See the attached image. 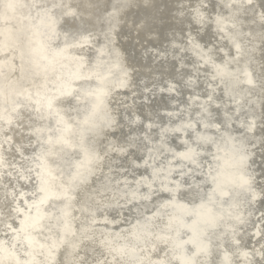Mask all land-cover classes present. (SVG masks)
<instances>
[{
    "label": "snow or ice",
    "instance_id": "snow-or-ice-1",
    "mask_svg": "<svg viewBox=\"0 0 264 264\" xmlns=\"http://www.w3.org/2000/svg\"><path fill=\"white\" fill-rule=\"evenodd\" d=\"M133 9L151 36L155 0H0V264H264V0H169L152 54L187 98L146 124L113 108Z\"/></svg>",
    "mask_w": 264,
    "mask_h": 264
},
{
    "label": "bare ground",
    "instance_id": "bare-ground-1",
    "mask_svg": "<svg viewBox=\"0 0 264 264\" xmlns=\"http://www.w3.org/2000/svg\"><path fill=\"white\" fill-rule=\"evenodd\" d=\"M77 0H73V3H76ZM104 0H100V3L103 4ZM161 19L157 21L154 31L149 36L146 32H138L134 27V22H139L141 18L144 17L145 13L142 10L133 9L125 21L121 23L118 28V36L116 37V46L122 53L125 63L131 66L132 71V85L131 90L129 89H119V95L116 96V101L120 102L119 104L114 103L113 108L119 107V119L122 123H126L124 120L125 116L131 117L135 120L137 116L147 123L146 117L154 113L159 112L161 115L166 111L165 106H171L173 102H178L181 99L187 98V92H184L183 97L176 95L175 101H170L168 99L169 93L160 92L161 81H166L170 78L169 73H171V58L169 57L166 61L162 56L155 57L152 52L156 48L165 47L167 41L165 37L169 32V25L172 23L170 20V15L167 11L169 6V0H155ZM81 24L79 21L68 20L65 25L64 30H75L80 27ZM146 49L148 50L146 52ZM259 55V53H257ZM147 85L149 89H152L155 85L154 93L150 92L144 93V86ZM127 109V111H126ZM135 127V125H134ZM129 131L128 127L116 130L111 132L109 139L120 138L121 134H127ZM9 135L14 136V140L19 142L22 139V133L19 130L10 132ZM27 131L23 132V143L27 145ZM8 145H5L7 150ZM139 156V153H136V156L132 157L135 159ZM5 157L10 163H16L19 166L20 157L15 153L14 148L12 152L5 151ZM259 160V149H257V161ZM118 163H126L124 161H118ZM6 169L5 171H8ZM139 171H143L142 169ZM11 180V183L15 184L16 181L7 175H4L0 178V203L3 200L4 185L8 184ZM21 184H25L24 181H21ZM26 190V189H25ZM257 208L260 205L256 206ZM259 216V211L255 213L252 217L253 220ZM250 231H255L251 229ZM249 246L254 242V239H248L245 236Z\"/></svg>",
    "mask_w": 264,
    "mask_h": 264
}]
</instances>
